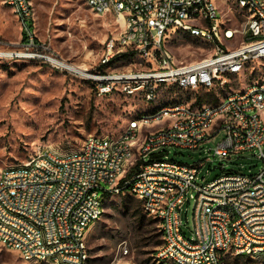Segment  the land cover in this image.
I'll list each match as a JSON object with an SVG mask.
<instances>
[{"label":"built area","instance_id":"obj_1","mask_svg":"<svg viewBox=\"0 0 264 264\" xmlns=\"http://www.w3.org/2000/svg\"><path fill=\"white\" fill-rule=\"evenodd\" d=\"M1 1L22 22L34 18L35 0ZM85 3L119 28L105 44L101 71H80L46 53L32 37L24 52L13 56L80 77L99 98H140L141 108L148 107L128 120L117 139L89 135L77 150H46L2 170L0 248L17 253L24 264H91L89 230L103 217L106 199L128 193L160 224L162 244L154 264H226L227 255L264 264V77L225 91L249 64L264 62V0ZM176 32L212 52L176 63L165 46ZM128 60L135 64L124 69ZM175 89L226 95L197 106L162 98ZM219 136L215 147L203 148ZM170 149L204 151L221 163L251 151L262 165L254 174L222 167L223 176L201 183L203 164L173 161ZM139 162L140 172L121 187ZM191 204L190 229L183 214Z\"/></svg>","mask_w":264,"mask_h":264},{"label":"rangeland","instance_id":"obj_2","mask_svg":"<svg viewBox=\"0 0 264 264\" xmlns=\"http://www.w3.org/2000/svg\"><path fill=\"white\" fill-rule=\"evenodd\" d=\"M224 14L231 18L228 8ZM118 30L113 18L93 13L85 0H35L29 37L43 44L46 53L68 64L101 71L99 62L105 44L117 35ZM24 31V22L0 0V54L12 55L0 56V173L15 164L30 161L46 150H77L89 135L117 139L128 120L148 107L143 103L144 109L141 108L140 98L118 94L99 98L91 84L80 77L55 69L41 60L16 58L14 53L24 52ZM165 46L178 64L201 59L212 52L209 45L179 32L174 33ZM133 64L128 60L123 67L130 69ZM263 77L264 62L251 63L239 79L228 83L225 91H230L229 86L232 90L241 89ZM174 93L162 94V98L197 106L199 99L214 103L226 95L176 89ZM221 139L219 136L203 148H213ZM253 156L251 151L244 152L221 163L204 151H168V157L173 161L187 165L202 163L201 183L211 182L228 170L258 172L262 164ZM220 166L225 171L213 170ZM186 214L191 229L192 204L183 214L184 218ZM158 228V222L144 213L137 198L126 199V194L109 197L105 201L103 217L87 235L91 264H154V256L161 246L158 243L162 240ZM234 258L230 255L226 264H234ZM0 264L24 263L17 253L0 248ZM236 264L260 263L240 259Z\"/></svg>","mask_w":264,"mask_h":264},{"label":"trees","instance_id":"obj_3","mask_svg":"<svg viewBox=\"0 0 264 264\" xmlns=\"http://www.w3.org/2000/svg\"><path fill=\"white\" fill-rule=\"evenodd\" d=\"M24 25L26 26V31L23 32V42L26 43L28 42V39H29V34H31V31H32V20H29V21H26L24 23ZM197 103L199 105L203 104L204 101L202 99H199L197 101ZM141 162L137 163L134 167H132L128 173L126 174V177L124 180H122L121 182V187H124L125 186V183L127 181H130L133 177H135L139 172H140V169H141ZM131 195H129L128 193H126V199L129 198ZM156 221V220H155ZM158 222V221H157ZM159 224V222H158ZM159 227H160V224H159ZM158 231H159V237L162 238V232H161V228H158ZM162 244V240L159 241L158 245H161ZM230 255H227V258L225 260V262L227 263V259ZM234 264H236V262H238L240 259H246L244 257H238V256H234ZM250 260V259H249Z\"/></svg>","mask_w":264,"mask_h":264},{"label":"bare ground","instance_id":"obj_4","mask_svg":"<svg viewBox=\"0 0 264 264\" xmlns=\"http://www.w3.org/2000/svg\"><path fill=\"white\" fill-rule=\"evenodd\" d=\"M74 66V68H76V69H80V71H85V70H87V69H85V68H82V67H80V66H77V65H73Z\"/></svg>","mask_w":264,"mask_h":264},{"label":"water","instance_id":"obj_5","mask_svg":"<svg viewBox=\"0 0 264 264\" xmlns=\"http://www.w3.org/2000/svg\"><path fill=\"white\" fill-rule=\"evenodd\" d=\"M216 169H222V167H214L213 170H216ZM223 170V169H222ZM228 172H235L233 170H228Z\"/></svg>","mask_w":264,"mask_h":264}]
</instances>
